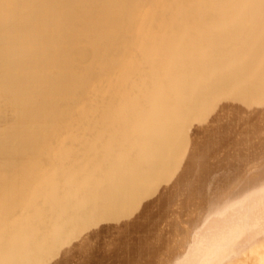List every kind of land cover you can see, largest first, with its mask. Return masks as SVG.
<instances>
[{
  "label": "bare ground",
  "instance_id": "obj_1",
  "mask_svg": "<svg viewBox=\"0 0 264 264\" xmlns=\"http://www.w3.org/2000/svg\"><path fill=\"white\" fill-rule=\"evenodd\" d=\"M0 264H264V0H0Z\"/></svg>",
  "mask_w": 264,
  "mask_h": 264
},
{
  "label": "rangeland",
  "instance_id": "obj_2",
  "mask_svg": "<svg viewBox=\"0 0 264 264\" xmlns=\"http://www.w3.org/2000/svg\"><path fill=\"white\" fill-rule=\"evenodd\" d=\"M194 35H195V34H194ZM89 60H90V59H88V61L85 62V63L87 64L88 62H90ZM127 219H128V218H127ZM121 221L124 222L125 220H121ZM123 222H122V224H124ZM122 224H121V225H122ZM119 225H120V224H119ZM122 226H123L122 228H124L125 225H122ZM112 227H115L116 229L114 230L113 228H109L110 235L108 234V233H109V232H108V228H107V230H106V228H104L102 231H100V230H99V231H96V230L94 229V230H91V233H90L91 236L93 235V234H92V231L95 233V235H93V236H96V238H94V242H95V241L98 242V243L96 242L97 244H95L96 248H98V249H96V251H97L98 254H100L101 256H105V258H103V259L105 260V262H106L107 260L109 261V259H110L109 262L112 261L111 257H110V258L107 257V256H111V254H112L111 251L113 250V248L111 247V245L113 246V242H110V239L113 238V239H111V240L114 241V240H115V237H116L115 235L117 234V230H121V228H120V229H117L116 226H112ZM105 230H106L107 232H106ZM111 230H112V231H111ZM95 231H96V232H95ZM113 231H114V234H113ZM115 231H116V232H115ZM121 231H122V230H121ZM101 232H102V234H101ZM96 233L99 234V237H97L98 234H96ZM103 233H104V234H103ZM105 233H106V234H105ZM111 233H112L113 235H112ZM107 234H108V235H107ZM103 235H104L105 238L103 237ZM111 235H112V236H111ZM93 236H92V238H93ZM107 236H109V238H108ZM113 236H114V237H113ZM110 237H111V238H110ZM102 238H104V239H102ZM97 239H98V240H97ZM108 239H109V242H108ZM99 240H100V241H99ZM103 240H105V242L107 243V244H106L107 247L105 248L106 250L103 249L104 246H106V245H104L103 248H102V245H103V243H104ZM102 242H103V243H102ZM108 243H110V244L108 245ZM104 244H105V243H104ZM110 247H111V248H110ZM100 248H101V249H100ZM111 249H112V250H111ZM109 250H110V251H109ZM99 251H100V252H99ZM105 251H107V252H105ZM108 251H109L110 253H109ZM105 253H106V254H105ZM108 253H109L110 255H109ZM104 254H105V255H104ZM108 261H107V263H108Z\"/></svg>",
  "mask_w": 264,
  "mask_h": 264
}]
</instances>
